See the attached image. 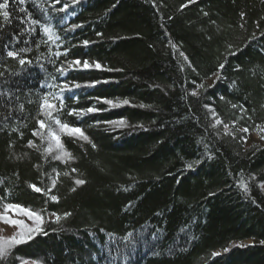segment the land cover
<instances>
[{"label": "trees", "instance_id": "16d2710c", "mask_svg": "<svg viewBox=\"0 0 264 264\" xmlns=\"http://www.w3.org/2000/svg\"><path fill=\"white\" fill-rule=\"evenodd\" d=\"M37 2L43 3L47 16L33 6V0L24 7L42 23H50L64 42L61 47L59 40L44 43L47 37L37 27L30 44L23 43L25 35L15 45L31 47L22 56L33 67L11 77L20 88L11 104L16 119L0 131V197L8 193L4 202L46 209L42 214L72 215L60 225H45L48 235H37L15 248L7 264H18L17 255L28 264H111L104 248L107 237L100 229L118 238L129 231L143 233L146 239L157 229L163 233L156 249L159 255L138 246L127 264H264V188L259 187L264 183V144L250 141L254 133L264 139V131L256 127H264V0H85L75 5L66 25L82 27L67 34L57 25L65 13L52 10L54 0ZM18 7L16 0H9L14 16L23 15ZM68 11L72 12L71 6ZM17 23L3 32L16 31ZM65 49L67 57L51 55ZM74 59L98 61L102 69L69 70L63 79L82 87L75 90L78 101L66 99L65 113L88 107L100 111L80 120L61 116L82 127L96 144L93 149L80 142L81 147L65 138L75 160L64 165L45 161L26 145L35 139L31 129L37 126L44 92L39 85L60 83L56 67ZM37 61L46 72L35 66ZM221 63L225 66L218 71ZM0 71L6 75L21 71L2 46ZM94 81L99 83L84 86ZM104 99L130 103L113 108ZM0 113L7 115V110L0 108ZM216 119L223 123L213 128ZM119 120L128 126L105 123ZM223 124L229 125V134ZM245 127L248 132L241 131ZM12 128L23 132V138ZM188 163L193 169H187ZM241 178L249 185L247 196L235 186ZM51 179L57 184L50 195L58 196L59 203L28 187L34 183L47 191ZM75 179L86 183L76 186ZM246 240L254 242L236 245ZM169 248L175 251L169 253ZM224 248L230 251L211 255ZM116 264L125 261L121 258Z\"/></svg>", "mask_w": 264, "mask_h": 264}, {"label": "snow or ice", "instance_id": "6c2138e0", "mask_svg": "<svg viewBox=\"0 0 264 264\" xmlns=\"http://www.w3.org/2000/svg\"><path fill=\"white\" fill-rule=\"evenodd\" d=\"M16 2L19 5L17 12L23 13V15H13V12L9 10V0H3V2H0V46L5 49L7 58H11L18 62L21 70L20 72H13L7 75L5 71H0V108L7 110V115H3V113H0V116H2V119H0V131L8 128L7 122L9 120L16 119V117H14L12 114L11 104L14 98H18L17 92L20 88V82L13 81L11 77L18 76L22 72L26 71L27 68L33 67V62L30 59L22 56L23 53L30 52L31 47L16 48L15 45L21 43V37H24L25 35H27V38L23 40V43L30 44L31 38L36 35L37 27H39L43 36L47 37V40L43 41L44 43L51 41L53 44H55L56 41L59 40L61 41V44L57 45V47H61L64 42L62 37L57 35V33L53 30V26L50 23H42L41 20L34 18L33 14L28 11L26 7H24L27 0H16ZM82 2H85V0H64L62 6L57 9L55 5L60 4L61 0H54V3L52 4V10L57 13H65L64 16L59 17L57 25L61 27L66 34L68 32H74L77 28L82 27V25L79 24H72L70 27L66 26L68 17L75 12V5L81 4ZM195 2L196 0H188V3ZM33 6L37 7L41 13L47 16L48 10L44 7L43 3H38L37 0H33ZM70 6L72 7V12L68 11ZM187 6L188 5L185 4L183 7ZM205 15H207V13H205ZM243 15L244 14L241 13L242 17ZM14 21H18L16 26L17 30L4 33V28L7 27L10 29ZM257 27H259V22H257ZM5 35L10 36L11 38L5 39ZM97 35H102V33H97ZM261 35H264V33H261ZM253 39H256V37L253 36ZM89 43L90 42L88 40L83 41L84 46H88ZM38 46L39 44H37V47ZM172 48L175 49L176 45L172 44ZM49 51L51 52V49H49ZM68 51L69 49H65L63 52L57 51L55 53H51V55H54L57 59H59L61 56L67 57ZM235 54V52L231 53V55ZM180 55L184 56V53L181 52ZM184 59L187 60V57L184 56ZM49 63L55 66L54 60L50 59ZM35 66L38 67L41 71H47L44 65L39 63V61H37V64ZM224 66L225 65L221 63L219 65L218 71L223 70ZM92 68L101 70L102 65L98 61L90 63L87 59H85L83 63L80 59L65 60L60 64L59 67H56V72L59 73V76L61 78L60 83H41L39 85L41 89H44V92L41 95L39 103V110L36 118L37 126L31 129V135L35 139L28 140L26 146L30 149H34L40 152L45 161H58L61 164L67 165L70 161L75 160L72 152L69 151L66 147L65 138H68L74 143L86 142L90 144L93 149L96 148V144L86 134L82 127L74 126L73 124H70L67 121L61 119V116L66 114L67 116H74L77 118V120H80L87 114L100 111V109H97L95 107H88L86 109L71 108L68 109L65 113L66 99H71L74 102L78 101L79 94L75 90L80 89L82 85L79 83H73L71 80H65L63 78H66L68 76L69 70L83 71L90 70ZM52 79L55 80L56 77H52ZM220 79H222V77L220 75H217V80ZM97 83H99V81H94L91 82L90 85L84 86L94 87ZM198 87L203 88L204 85L200 84ZM48 89H52V91H48ZM190 94L192 96H196L197 92L192 91ZM221 99H223V97H221ZM103 103L115 108L119 107L121 104H129L130 102L128 100H123L120 103H116L112 100L104 99ZM23 107L24 106L21 104V111H23ZM141 107H144V105H141ZM205 107H208V105H205ZM232 107L236 108L237 105L233 104ZM241 111L243 112L246 110L241 106ZM213 115H215L214 112ZM97 123H99V121H97ZM105 123L113 124L116 128H123L128 126L126 124V121L124 120L106 121ZM222 123L223 122L220 119H216L212 127L215 128L217 125H220ZM256 127L257 130L264 131V127H262L261 125H257ZM223 128L225 130V134H229L231 132L228 124H223ZM11 131L18 132L20 138H23L24 133L21 132L18 128H12ZM241 131L248 132V128H242ZM37 140L39 141V143H37ZM80 146L83 147V143H80ZM205 148H207V145H205ZM25 155H27V153H25ZM15 159L19 160L21 159V157L16 156ZM199 162L200 161H197V163ZM35 167L39 168V165H36ZM186 167L187 169L191 170L193 169V164L188 163ZM52 171L55 173L56 177L60 176V172L56 171L55 168H53ZM71 171L75 173L77 172V169L72 168ZM63 174L65 176L69 175L68 172H64ZM251 179H255V177H251ZM85 183L86 181L84 179L74 180V184L76 186H81ZM0 184H3V180H0ZM56 184L57 180L51 179V188H49L47 191H45L44 188L38 187L34 183L28 184V187L36 193H43L52 202L59 203L58 196L50 195L51 190L56 187ZM235 186L246 196L250 193L249 185L243 180V178H241L239 183ZM259 187L264 188V183H261ZM71 191L75 192L76 187H73ZM7 197L8 193H6L5 196L0 197V209H2L0 210V221H2L4 225L15 226L18 231H16V233L11 237H0V264H7V261L12 256L13 250L15 248L29 243L37 235H48V232L45 230V225H60L62 221L67 220V218L72 215L70 211L64 212L63 214H60L58 212L42 214L46 213V209L33 210L31 207H25L18 203L4 202L7 200ZM9 213H11L12 215H9ZM157 215H160V213H157ZM13 216L26 217L27 220L32 221V223L28 224L24 219L13 218ZM51 230L53 232L57 231V229L55 228ZM99 231L100 233H105L107 237V240L104 243V248L107 250L108 258L111 264H116V261L121 258L125 261V264H127V262L133 258L138 246H143L145 249H150L152 255H159L156 249L161 246L163 236V233L160 232L159 229L153 231L150 239H146L143 233H141L140 235H134V233L131 231L127 232L124 236L119 238L114 233H106L105 229H100ZM180 231L185 232L186 229L181 228ZM261 243L264 244V241H261ZM239 246L243 247L245 245ZM168 251L169 253H172L173 251H175V249L169 248ZM228 251H230L229 248L223 249V253H227ZM113 252L117 254L113 255ZM100 254L102 256L104 255L103 252H101ZM211 255L213 257H218L221 256L222 253L213 252ZM15 259H17L18 264H28L27 259L20 258L18 255L15 257ZM106 264H108L107 261Z\"/></svg>", "mask_w": 264, "mask_h": 264}, {"label": "rangeland", "instance_id": "374dc122", "mask_svg": "<svg viewBox=\"0 0 264 264\" xmlns=\"http://www.w3.org/2000/svg\"><path fill=\"white\" fill-rule=\"evenodd\" d=\"M211 82H213V80ZM250 141L260 142V143L264 144V139L257 133H254V134H252L250 136ZM9 215H12V214L9 213ZM13 218L24 219L26 221V223H28V224L32 223V221L27 220L26 217L13 216ZM16 231H18V229L15 226L4 225L3 222L0 221V237H4V238L11 237L12 235H14L16 233ZM253 242H254L253 240H246V241H243V242H238V243H236V245H238V246L239 245H247V244H252ZM217 252H221L223 254V251H217Z\"/></svg>", "mask_w": 264, "mask_h": 264}]
</instances>
